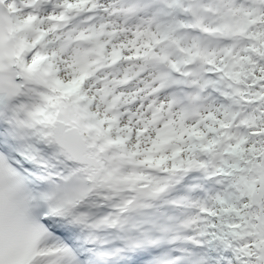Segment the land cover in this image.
I'll return each instance as SVG.
<instances>
[{
    "label": "snow or ice",
    "instance_id": "6c2138e0",
    "mask_svg": "<svg viewBox=\"0 0 264 264\" xmlns=\"http://www.w3.org/2000/svg\"><path fill=\"white\" fill-rule=\"evenodd\" d=\"M0 264H264V0H0Z\"/></svg>",
    "mask_w": 264,
    "mask_h": 264
}]
</instances>
